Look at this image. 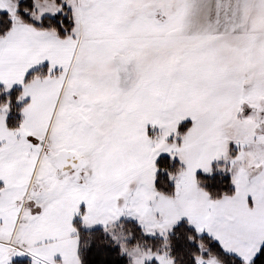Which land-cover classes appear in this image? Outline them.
<instances>
[{"label": "snow or ice", "instance_id": "6c2138e0", "mask_svg": "<svg viewBox=\"0 0 264 264\" xmlns=\"http://www.w3.org/2000/svg\"><path fill=\"white\" fill-rule=\"evenodd\" d=\"M0 264H264V0H0Z\"/></svg>", "mask_w": 264, "mask_h": 264}]
</instances>
